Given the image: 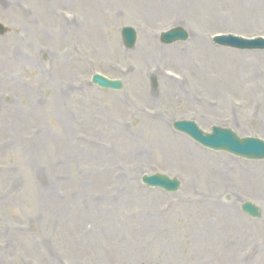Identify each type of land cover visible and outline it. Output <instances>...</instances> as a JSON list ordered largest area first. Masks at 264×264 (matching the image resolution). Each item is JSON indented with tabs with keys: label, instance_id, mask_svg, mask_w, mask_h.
I'll return each mask as SVG.
<instances>
[{
	"label": "rangeland",
	"instance_id": "1",
	"mask_svg": "<svg viewBox=\"0 0 264 264\" xmlns=\"http://www.w3.org/2000/svg\"><path fill=\"white\" fill-rule=\"evenodd\" d=\"M0 22V264H264V159L172 128L264 140V51L211 41L264 36V0H0Z\"/></svg>",
	"mask_w": 264,
	"mask_h": 264
},
{
	"label": "water",
	"instance_id": "2",
	"mask_svg": "<svg viewBox=\"0 0 264 264\" xmlns=\"http://www.w3.org/2000/svg\"><path fill=\"white\" fill-rule=\"evenodd\" d=\"M5 28L0 24V35L4 34ZM188 37L187 32L176 27L160 35V40L163 43H171L177 40H185ZM121 38L126 48H131L136 40V32L132 27H123L121 29ZM215 43L238 49H264V38H241L234 35H222L213 38ZM155 85L154 77H152ZM92 82L104 88L121 89L122 83L118 80H109L100 74H94ZM173 127L188 134L196 142L201 145L214 149L225 150L234 155L247 159L259 160L264 158V142L258 138L243 137L240 138L232 130L213 126L210 133H205L198 128L193 121L176 120L173 122ZM141 181L150 187H159L165 191H177L180 181L175 177H169L160 173L144 174ZM241 209L251 216H259L258 207L251 203H244Z\"/></svg>",
	"mask_w": 264,
	"mask_h": 264
}]
</instances>
